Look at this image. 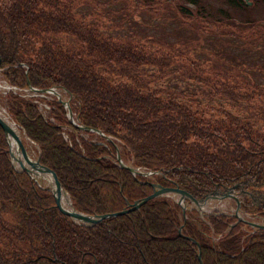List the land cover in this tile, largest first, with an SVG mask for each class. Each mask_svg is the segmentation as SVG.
<instances>
[{
    "label": "trees",
    "instance_id": "trees-1",
    "mask_svg": "<svg viewBox=\"0 0 264 264\" xmlns=\"http://www.w3.org/2000/svg\"><path fill=\"white\" fill-rule=\"evenodd\" d=\"M84 1L93 7L89 13L75 10L80 0H0V78L15 87L5 89L6 112L38 145L39 162L54 170L73 207L86 213L121 209L124 197L132 201L151 190L146 179L178 185L195 197L214 183L232 181L264 193V132L252 124L258 117L264 121V89L205 68L162 38L121 40L100 27L105 7L117 1L121 15L171 10L191 30L248 39L254 37V23L236 11L249 5L244 0H220L218 6L208 0ZM184 58L186 65L176 63ZM169 72L200 82L203 94L225 97L245 114L222 104L207 111L191 107L150 84ZM27 83L63 88L77 122L110 135L123 160L153 173L132 174L116 164L111 141L68 121L53 94H22ZM5 148L0 127V264H200L194 240L202 264H264L262 228L251 230L241 221L227 228L232 215H198L193 206L183 218L169 195H154L92 224L73 222L58 211L49 189L12 168ZM246 200L241 208L264 220V200ZM179 224L191 239L177 234Z\"/></svg>",
    "mask_w": 264,
    "mask_h": 264
},
{
    "label": "rangeland",
    "instance_id": "rangeland-1",
    "mask_svg": "<svg viewBox=\"0 0 264 264\" xmlns=\"http://www.w3.org/2000/svg\"><path fill=\"white\" fill-rule=\"evenodd\" d=\"M213 5H220V0H208ZM249 6L247 9H240L236 12H239L243 17L250 18L254 24L251 29L254 37L246 38L239 36H232L230 34H206L201 33L198 30H191L188 27L184 26L179 19L171 13V10L164 12L152 14L148 11L137 10L134 14H123L122 15L117 11V6L119 2H112L105 7L104 16L102 15L101 30L109 34L113 38L125 40L128 37H139L145 38L147 36L153 37L155 39L162 38L167 42H171L172 46L176 49H183L187 55L192 59H197L201 65L205 68L212 70L222 69L226 72H229L231 75H234L236 78L246 79L252 81L254 84L259 86L261 89H264V0H259L257 3H253L251 0L250 3H247ZM164 8L169 9L170 4L167 2H162ZM92 5L84 0H80L79 4L75 7V10L79 13H89L92 11ZM160 9L159 12L163 11ZM231 12L234 10L229 7ZM248 13V14H247ZM128 16V18H126ZM254 17V19L252 18ZM87 19H92L90 15L86 16ZM186 29H185V28ZM248 27V26H246ZM197 34H196V33ZM192 36H196L192 38ZM68 40H72V37L67 36ZM192 38L189 42L188 39ZM184 40V41H183ZM252 40L253 43H248L247 41ZM247 47L248 49L246 50ZM186 58L184 61L177 60L178 65H186ZM175 65V63L173 64ZM151 66H146V69L151 70ZM150 84L155 87L162 88L166 91H172L171 97L181 102H186L191 107L195 105L200 106L204 110H210L213 106L222 104L228 110L239 113L241 115L244 113L242 107L237 108L236 104L231 105L228 103V100L225 97L217 95H208L203 94L202 91L205 90L203 84L197 81H192L186 77H181L176 72H169L163 75L160 78L150 79ZM4 81L0 79V109L4 107L3 93ZM59 97L64 98L65 93L62 92V89H57ZM21 93L24 94L22 90ZM28 93V91L26 92ZM254 100V99H253ZM242 101V100H240ZM3 111V110H2ZM252 124L264 132V121L262 118L252 119ZM115 141V140H114ZM24 145L26 146L28 152H33L34 145L30 142L23 140ZM116 146L118 148L119 143L117 141ZM41 183H46V179L41 177L39 178ZM243 186V185H242ZM257 186V185H256ZM212 187V186H211ZM210 187V188H211ZM238 186H235L233 190H237ZM249 189L248 184L245 187ZM210 190V189H209ZM208 191V190H207ZM239 191V190H238ZM173 198L175 195L171 194ZM246 195L242 194L239 198L244 201ZM203 205V211H233L234 200L229 196H222V198L209 197ZM187 208L193 206L192 203H188L185 200H182ZM259 197L246 200V202L257 203ZM198 213V211H197ZM239 213L247 214L250 219L253 220H262L258 216H254L251 213H247L243 209ZM199 214V213H198Z\"/></svg>",
    "mask_w": 264,
    "mask_h": 264
},
{
    "label": "water",
    "instance_id": "water-1",
    "mask_svg": "<svg viewBox=\"0 0 264 264\" xmlns=\"http://www.w3.org/2000/svg\"><path fill=\"white\" fill-rule=\"evenodd\" d=\"M246 3H250V0H244ZM27 88L32 89V90H36L37 92H53L54 94H58L57 91L52 88L51 86L49 87H34L32 85H30L29 83H27ZM69 94V93H68ZM61 103H63V105L65 106V110H66V115L68 117V120L73 124H75L76 126H78L79 128H88L92 131H96L98 132L100 135H102L106 140L108 139L109 141H112L111 137L108 134H104L102 131H100L97 127H90L87 125H82L79 122L73 121V119L71 118V110H69V106H68V101L65 98H58ZM9 121L11 123H13L15 125V127L18 129V125H16L12 120L9 119ZM0 127L2 130V134L4 135L5 138V143H6V148L5 151L7 153V157H9V162L10 165L12 166V168H14L15 170H24L29 176H31L36 183L39 186H45L47 189L50 190V193L52 195V200H54V205L56 206V208L58 209V211H60L63 214L68 215V217L73 221V222H78L81 224H92L95 222H98L100 218L106 217V216H110L113 214H120L121 212L127 211V210H132L133 208H136L138 206V204L142 203L145 199L150 198V197H154V195L157 194H167V195H175V198H173L176 203L179 204V206H181V215L182 217L184 216V210L185 208H187V206H184V203L182 200L188 201V203H192V205L195 206V208L197 209L198 213H202L203 209H204V203L205 201L209 198V197H216V198H222V196H229L234 200V207H233V211L230 213V215L234 216V220L232 222H229L227 224V228L230 227L232 224H234V222L237 221H242L243 223H247L248 225L251 226V230L254 229L255 227H260L262 229H264V223L263 222H259V221H254L251 220L247 217H244L242 214L239 213V198H238V194L235 190H233V188L238 185V190L239 192H247L249 195L251 194L247 189H243L242 188V182L239 181H232V183H230L229 185H220L221 189L218 190L216 188H213L212 190H210V192H206L203 196H199V198L194 197L192 194H190V192L186 191L184 188L179 187L178 185H162L159 184L156 180H144L146 181L150 186H151V190L145 194H143L142 197L139 198H134L132 199V201H128L125 197V206L121 207V209L118 210H110V211H104V212H99V213H86L83 212L79 209H75L71 203V200L69 199L68 193L66 191L65 188H62L58 177H56L55 172L53 169H51L50 167L46 166L43 163L39 162V149H38V145H36V143H34L31 138L29 136H27L23 129L20 127L19 132H15L12 127L11 124L8 123L6 120H4V118L2 117V115H0ZM23 140L27 141L28 143L30 142L32 145H34L35 147V152H28L26 149V146L24 145ZM113 142V145L115 147L114 149V161L116 164H120L124 167H126L130 173L133 174H151L153 173L151 170H146V169H141L139 167H137L136 165L126 162L124 160L121 159L119 153L117 152V147ZM156 171V170H153ZM45 178L46 179V183H42L40 184L39 178ZM215 187L217 186V183H214ZM62 198V200H61ZM223 212V211H222ZM220 212V213H222ZM180 224L178 225V229H177V234H182L184 237H186L187 239H191V236L189 237L188 235L184 234L181 232V229L179 228ZM195 245H196V256L198 261L201 263L200 261V257H199V250H198V242L197 240H194Z\"/></svg>",
    "mask_w": 264,
    "mask_h": 264
},
{
    "label": "bare ground",
    "instance_id": "bare-ground-1",
    "mask_svg": "<svg viewBox=\"0 0 264 264\" xmlns=\"http://www.w3.org/2000/svg\"><path fill=\"white\" fill-rule=\"evenodd\" d=\"M0 115H2V117L4 118V120H6L8 123L11 124V127H12V129H13L15 132H19V130L15 127V125L9 121V118L7 117L6 113L3 112L1 109H0ZM236 186H238V185H236ZM194 197H195V196H194ZM196 198H197V197H196ZM61 200H62V198H61ZM62 201H63V200H62ZM187 202H188V201H187ZM178 205H179V204H178ZM184 206H187V205H185V203H184ZM180 207H181V206H180Z\"/></svg>",
    "mask_w": 264,
    "mask_h": 264
},
{
    "label": "flooded vegetation",
    "instance_id": "flooded-vegetation-1",
    "mask_svg": "<svg viewBox=\"0 0 264 264\" xmlns=\"http://www.w3.org/2000/svg\"><path fill=\"white\" fill-rule=\"evenodd\" d=\"M253 193H252V198L255 199V197H259V200H264V193L260 192V191H257V189L255 190H251ZM259 202V201H258Z\"/></svg>",
    "mask_w": 264,
    "mask_h": 264
}]
</instances>
